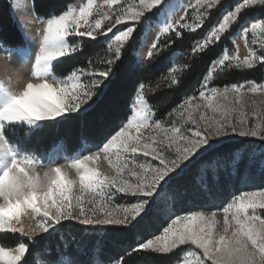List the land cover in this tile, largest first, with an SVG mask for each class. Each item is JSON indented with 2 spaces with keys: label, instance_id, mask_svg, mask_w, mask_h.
Wrapping results in <instances>:
<instances>
[{
  "label": "snow or ice",
  "instance_id": "1",
  "mask_svg": "<svg viewBox=\"0 0 264 264\" xmlns=\"http://www.w3.org/2000/svg\"><path fill=\"white\" fill-rule=\"evenodd\" d=\"M220 3L189 0L178 21L168 19L162 24L157 40L170 32L179 37L180 29L197 30ZM256 6L264 8V0H236L192 52L203 53L220 42L241 14ZM11 7L28 11L25 0H14ZM171 8L168 0H79L67 4L60 13L34 15L35 22L43 27L36 28L35 39L19 50L21 62L30 64V78L25 80L16 72L0 79V234L28 238V243L23 239L10 246L0 243V264H24L34 237L58 231L65 222L135 231L133 252L172 255L183 249L169 264H264V190L229 193L223 207L210 214L202 210L178 214L170 209L162 217L166 226L160 225L159 234L145 238L140 231L149 226L150 214L157 211L161 197L168 193L166 177L201 150H210L214 139L237 134L264 140V82L210 86L217 72L251 71L264 65V18L241 24L238 34L244 39L247 54L241 58L238 45H234L232 54L225 48L204 75L198 96L186 97L169 112V120L155 118V110L145 96L146 85L140 83L129 109L131 114L100 143L85 144L71 155L53 154L48 163L26 142L21 143L42 127L86 111L104 80L113 74V66L121 59L137 25L152 23L151 18L144 19L146 13L159 9L157 17H161ZM34 9L33 2V13ZM16 23L25 35L33 19L25 15ZM121 24H126L124 30L107 41L109 55L101 61L107 67L93 68L89 62L87 69L74 67L57 74L63 58L82 50V41L73 42L72 38L96 40ZM157 49L158 43H152L148 58ZM189 67L173 66L163 79L169 86L176 85L177 73ZM248 83L251 86L246 88ZM17 128L23 132L18 133ZM138 153L151 160L138 159ZM101 158L110 173L97 166ZM118 194L133 197L135 202L114 204ZM218 211L223 214L222 225ZM108 264H112V258ZM116 264L125 262L116 258Z\"/></svg>",
  "mask_w": 264,
  "mask_h": 264
},
{
  "label": "trees",
  "instance_id": "2",
  "mask_svg": "<svg viewBox=\"0 0 264 264\" xmlns=\"http://www.w3.org/2000/svg\"><path fill=\"white\" fill-rule=\"evenodd\" d=\"M35 13L39 16H47L49 13H60L67 4L77 3L76 0H33ZM236 0H223L211 10L208 19L203 26L195 31L180 29L181 36L170 32L158 41V49L153 56L143 62H137L136 53L143 48L144 38L149 25L140 23L137 25L133 38L125 46L121 59L113 66V74L109 76L103 85L97 90L98 94L92 99L90 107L80 114L72 115L68 119H62L59 123H52L30 134V140L26 141L30 148H45L50 151L62 144L67 155L78 152L85 144H98L105 139L108 133L117 129V125L126 119L131 113L136 89L140 83L146 85L145 96L152 104L156 117L164 118L174 107L178 106L188 96H198L204 75L226 48L233 50L234 44L231 38L236 34L241 24L249 18H264V8L259 6L246 10L240 16L237 24L233 25L220 42L209 46L203 53H193L196 42L203 39L206 33L214 25L221 13L235 4ZM13 0H0V40L8 48L23 49L27 47V40L18 30L16 18L11 5ZM159 9L149 13L145 20L151 18L152 23L157 17ZM191 12V11H189ZM152 23L150 25H152ZM110 36H98L96 40H85L82 51L64 58L58 66L57 74L74 67L88 68L101 62L100 51L105 48ZM177 52L183 53L181 60L173 64L171 56ZM189 65L190 67L178 72L179 78L176 85L169 86L163 77L173 66ZM254 81L264 82V65L257 66L254 70L238 71L235 69L217 72L210 86L223 87L232 83ZM18 133L23 130L17 128ZM13 141L16 137L9 135ZM246 141H230L223 143L202 156L182 173L176 180L174 190L175 207L178 211H184L195 206L201 198L205 197L203 185L210 183V191L214 188L213 175L209 169L216 162H228ZM226 185L228 179L220 174V178ZM153 216V215H152ZM163 212H159L152 220L148 221V227L140 229L145 238H149L152 232H158L160 225L165 224L162 219ZM20 238L17 234H0V243L4 246L14 245ZM136 244L135 231H128L120 227H108L102 235L90 233L84 226L75 222L64 224L58 232L41 237L30 244L29 252L24 258V264H40L39 260L49 263L51 260L59 261L63 254H67L73 261L82 264H92V259L99 255L104 261H112L122 258L125 264H169L174 256L156 255L151 252H133Z\"/></svg>",
  "mask_w": 264,
  "mask_h": 264
},
{
  "label": "rangeland",
  "instance_id": "3",
  "mask_svg": "<svg viewBox=\"0 0 264 264\" xmlns=\"http://www.w3.org/2000/svg\"><path fill=\"white\" fill-rule=\"evenodd\" d=\"M76 1H77V3L79 2V0H76ZM221 1H223V0H221ZM25 2L28 4L27 13H25L23 11H17L13 8H12V10H13L14 17L16 18L17 21H19L20 18L22 16H25V15H27V17L29 19H33V23L29 24L26 27L25 35H24L27 42H30V41H33L35 39L36 28H42L43 25L36 23L34 20V15H37V14L35 13V11H34V13L32 12L33 0H25ZM188 2H189V0H168V3L172 6V8L164 16L156 17V19L153 21L152 25H149V27L147 29V34L144 38L143 48L140 49V51H138L136 53L137 62H143V61L149 59L147 56V52H148L149 48L151 47L152 43H154V42L158 43V41L161 37L167 35V34H165V35L159 36V39L157 40V36L159 34V30H160V27L162 26V24L164 22H166L168 19H171L173 23L178 21L180 19L181 15L184 14V6L186 4H188ZM13 3H14V0H13ZM154 10L155 9L146 13V16L149 13H152ZM225 10H227V9H225ZM189 11L192 12L191 9ZM191 12H188V19L189 20L191 18ZM220 18H221V15L216 19L215 23ZM249 19H255V18H249ZM249 19H247V20H249ZM244 22L242 24H244ZM126 23L130 24L132 22H126ZM125 26H126V24L117 25L116 28L113 29V32L107 33L106 36H110V38H111L112 35L115 32H117L118 30H124ZM238 30H237L236 34L231 38V41L233 42L234 45L239 46V56L241 58H243L247 54V48L245 46L244 39L239 36ZM72 39H73V42L82 41V50L84 48L85 40H88V39L92 40L90 38H72ZM249 39H251V37H249ZM34 49H35V45L33 44V50ZM19 50L20 49H18V48L14 49V48L6 47L4 45V43L0 40V61L3 57H5L7 55H11V60L18 64V67H13V66L9 67L7 64L4 65V64L0 63L1 64L0 65V79H4L6 76L12 75L13 73H16V72L23 74L25 80L30 78L28 76L30 64H24L21 62ZM227 50H228L229 54H232L233 50H231V51L229 49H227ZM100 53L101 54H100L99 60L102 61L108 57L109 53L107 51V45L105 46L104 49H102V51H100ZM182 57H183V53L177 52L171 56V61H173V64L175 65L176 63H178L181 60ZM105 67H107L106 64L99 62L93 68L103 69ZM104 82H105V80H104ZM249 82H253V81H249ZM250 86H251L250 83L246 84V88L250 87ZM97 94H98V91H97L96 95ZM94 97H93V99H94ZM256 99L259 100L260 97L257 96ZM91 102L92 101H90L89 104L86 106L87 109L90 107ZM133 102H134V99H133ZM177 107L178 106H176L174 108H177ZM248 111H250V108L248 109ZM83 112L84 111L82 110L81 113H83ZM168 114L162 119V118H157L156 113H155V118L157 120L167 121V120H169ZM250 119H252V118H250ZM188 126H190V125H188ZM230 141H246V142H245V145H243L238 150V152H236L232 156V159H230V161H228L227 163L226 162L222 163V162L218 161L215 164H211L210 166H208L205 169V170L209 169V171L213 175V182H214L213 183L214 184L213 190L210 191L209 185L211 182H209L207 179V182L203 185L205 197L201 198V200L192 208H190L188 210H184V211L183 210L178 211L177 208L175 207L176 190H174V187L176 185V180L182 175V173L184 171H186L189 168V166H191L193 163L198 161L202 156H204L205 154H207L209 151L216 148L217 146H219L223 143H226V142H230ZM25 142L26 141H21V143H25ZM87 144L89 146H94V145L89 144V143H87ZM212 144H213V147L210 150H208V151L201 150L195 156H193L190 159V161H186L185 164L181 166L182 170L177 169V171L175 173L170 174V177H166V181H167V185H168V189H169L168 193L161 197L157 211L150 214L149 222L152 220V217L153 216L155 217L160 211L163 212V215H164L170 209L176 211L178 214H183L184 212H187L189 210H202V211H205L206 214H210L211 211H214V210H217V208L223 207L224 203L229 199V193L239 194L241 191L264 190V140H261V139L256 138V137H240L237 134H231L227 137L214 139L212 141ZM31 149L41 158V160L44 163H48L49 156H51L53 154H56L59 156H66L67 155L65 152V148L62 144L54 147L50 151H46V149L43 147H41V148L32 147ZM137 157L140 160H144V159L151 160V157L145 158L142 156V154H139V153L137 154ZM61 162H63V161H61ZM153 163L158 165L159 161H153ZM97 166L105 172L110 173L112 171L109 168L107 162L103 161L102 158L100 161H98ZM221 173L225 179H228L225 186H224L223 182L221 180H219ZM163 183L164 182H162V184ZM129 202H135V198L125 197L123 194H118L116 199L114 200V204H124V203H129ZM205 206H207V207H205ZM212 206H216V207H212ZM217 218H218V220L221 221V225H222L223 214L221 211L217 212ZM66 223H68V222H65V224ZM163 226H166V223L163 224ZM61 228H59L58 231ZM86 228L87 227H85V229ZM107 228H105V227L94 228L95 229L94 232L93 231H89V232L94 233V234H98V235H102ZM120 228H123V227H120ZM123 229H125V228H123ZM58 231H55V232H58ZM160 231H162V228H160V230L158 232H152V233L159 234ZM55 232H51V234L38 235V236L34 237V241L36 242L41 237L52 235ZM17 235L20 238H22L19 234H17ZM23 238L27 239L26 237H23ZM149 238H150V236H149ZM179 251L181 252V251H183V249H181ZM143 253H145V252L143 251ZM70 260L73 261L67 254H63L61 256L60 260L57 261V264H67V262ZM92 261H93L92 264H108V262H104L99 257V255H96L92 259ZM39 263L40 264H49V263L43 262L41 260H39ZM75 264H82V263L76 261ZM112 264H116V261L113 260Z\"/></svg>",
  "mask_w": 264,
  "mask_h": 264
},
{
  "label": "bare ground",
  "instance_id": "4",
  "mask_svg": "<svg viewBox=\"0 0 264 264\" xmlns=\"http://www.w3.org/2000/svg\"><path fill=\"white\" fill-rule=\"evenodd\" d=\"M14 55V54H13ZM12 55V56H13ZM0 63L1 64H7L9 67H11V66H13V67H18V64L16 63V62H13L12 60H11V55H7V56H5V57H3L2 59H1V61H0ZM0 64V65H1Z\"/></svg>",
  "mask_w": 264,
  "mask_h": 264
},
{
  "label": "built area",
  "instance_id": "5",
  "mask_svg": "<svg viewBox=\"0 0 264 264\" xmlns=\"http://www.w3.org/2000/svg\"><path fill=\"white\" fill-rule=\"evenodd\" d=\"M86 229H87V231H93V232L95 231V229L91 228V227H87Z\"/></svg>",
  "mask_w": 264,
  "mask_h": 264
},
{
  "label": "clouds",
  "instance_id": "6",
  "mask_svg": "<svg viewBox=\"0 0 264 264\" xmlns=\"http://www.w3.org/2000/svg\"><path fill=\"white\" fill-rule=\"evenodd\" d=\"M22 83H23V81H22Z\"/></svg>",
  "mask_w": 264,
  "mask_h": 264
},
{
  "label": "water",
  "instance_id": "7",
  "mask_svg": "<svg viewBox=\"0 0 264 264\" xmlns=\"http://www.w3.org/2000/svg\"><path fill=\"white\" fill-rule=\"evenodd\" d=\"M27 238V237H26ZM28 239V238H27Z\"/></svg>",
  "mask_w": 264,
  "mask_h": 264
}]
</instances>
